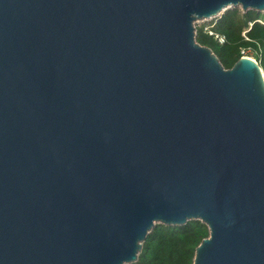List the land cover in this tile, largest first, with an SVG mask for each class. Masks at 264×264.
I'll list each match as a JSON object with an SVG mask.
<instances>
[{
    "label": "water",
    "instance_id": "obj_1",
    "mask_svg": "<svg viewBox=\"0 0 264 264\" xmlns=\"http://www.w3.org/2000/svg\"><path fill=\"white\" fill-rule=\"evenodd\" d=\"M264 0H0V264H126L201 220L193 264H264V71L195 22Z\"/></svg>",
    "mask_w": 264,
    "mask_h": 264
},
{
    "label": "trees",
    "instance_id": "obj_2",
    "mask_svg": "<svg viewBox=\"0 0 264 264\" xmlns=\"http://www.w3.org/2000/svg\"><path fill=\"white\" fill-rule=\"evenodd\" d=\"M205 27H196L197 41L212 48L225 67H232L242 56V49L251 46L264 71V12L233 7L213 19L209 27L226 37L224 43ZM244 31L250 40L243 36ZM208 236L209 228L201 220L183 225L157 223L144 240L138 260L126 264H193L197 246Z\"/></svg>",
    "mask_w": 264,
    "mask_h": 264
},
{
    "label": "built area",
    "instance_id": "obj_3",
    "mask_svg": "<svg viewBox=\"0 0 264 264\" xmlns=\"http://www.w3.org/2000/svg\"><path fill=\"white\" fill-rule=\"evenodd\" d=\"M205 29H206L207 31H209L210 34L214 35L215 38L218 39L221 43H224V42L226 41V37H225L224 35L212 31V30L210 29L209 26H206ZM196 33H197V29H196ZM243 36H244L247 40H250V38L247 36V31H244V32H243ZM252 49H253V48H252L251 46L244 47V48L242 49V56H248V57H251V58L257 60V58L255 57V55H253V54L251 53ZM249 53H251V55H249ZM258 61H259V60H258ZM259 62H260V61H259Z\"/></svg>",
    "mask_w": 264,
    "mask_h": 264
},
{
    "label": "rangeland",
    "instance_id": "obj_4",
    "mask_svg": "<svg viewBox=\"0 0 264 264\" xmlns=\"http://www.w3.org/2000/svg\"><path fill=\"white\" fill-rule=\"evenodd\" d=\"M220 16V15H219ZM219 16H216L214 18H207V19H199L195 22V26L196 27H200L202 25L204 26H209V23L213 20V19H217ZM249 55H251V53H249Z\"/></svg>",
    "mask_w": 264,
    "mask_h": 264
}]
</instances>
